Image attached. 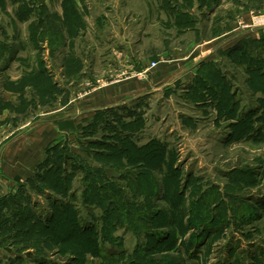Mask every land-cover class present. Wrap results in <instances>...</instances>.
I'll use <instances>...</instances> for the list:
<instances>
[{"label":"rangeland","instance_id":"374dc122","mask_svg":"<svg viewBox=\"0 0 264 264\" xmlns=\"http://www.w3.org/2000/svg\"><path fill=\"white\" fill-rule=\"evenodd\" d=\"M66 1L0 0V89L5 84V73H9L14 79L18 77L13 81L15 83L22 75L31 73L33 69L39 71V67L43 66L51 75L53 83L57 81L71 96L79 95L94 86L96 78L104 77L105 81H109L118 77L115 76L117 71L110 72L112 77H107L106 71L114 70L116 66L112 62L114 60L116 63V57L107 52L110 47L117 49V43L121 42L122 31L119 32V28L124 26L134 32L133 39L130 35L131 42L135 38L142 40L141 33H148L151 29L152 39H156L158 43L165 39L176 43L174 29L167 30L171 33L169 35L163 33L165 27L161 25L160 19H166V15L157 6L199 5L197 0ZM241 4L256 6L250 0H214L206 8L195 10L192 14L206 37L216 28L217 23H213L215 13L218 15L215 20L221 19L219 25L229 18L234 20L236 16L235 25H239L241 29L237 30V38L231 39L230 42L233 43L242 35L251 36L256 32L255 27L248 28L249 21L254 20L250 13H243ZM217 6L218 9L213 11ZM189 7L186 9L188 12ZM234 7L236 13H233ZM25 9L27 16L23 13ZM228 9H232V12L229 13ZM261 21L256 19L255 25L260 26ZM32 24L37 26L35 30L38 29L39 32L35 42L31 38ZM68 29L72 31L71 40L67 35ZM40 31L55 38L41 36ZM223 40L228 42V37L220 42ZM69 43L72 51L84 61V68L81 66L79 69L83 71L82 79H65L62 76L63 59L70 50ZM217 54L223 57L226 64L231 62L226 52ZM109 63L111 67H108ZM247 78L242 69L238 68L236 87L243 92L238 93L242 99L241 107L246 102L253 108L252 127L247 138L239 136L242 130L236 132V137L232 132L226 134V120L219 118L213 122L216 110H202L197 104L196 112L201 120L198 118V121L194 120L195 122L186 126V119L193 115V108L188 115H180L181 118L175 116L177 112H171V105L168 108L163 102L164 107H156L155 112H149L152 128L142 140L147 141L159 135L166 138L167 147L176 153L178 160L176 168H179V187L176 191L181 189L182 196L174 190L172 196H169L170 200L166 201L164 194H168L158 189L156 195L139 193L134 197L131 189L126 187L125 179L128 176L124 177L119 172L102 176L101 172L92 170L93 172H85V179L79 170L72 172L68 168L70 165L63 163L66 159L63 156L58 162L61 161L62 171L48 172L49 167L45 163L52 158L49 154L36 168H30L27 174L13 178L15 185L5 184L0 191V264H101L105 261L108 264H185L186 261L198 260L207 263L214 256L218 264L233 261L236 264L264 263L260 258L257 261L253 256L247 257L246 253L251 256L263 250L264 255V248L259 245L264 243V123H259L264 112L260 108L262 94L250 91L246 86ZM75 80L84 84L90 82L91 85L81 86L80 91L73 92ZM15 88L24 95L23 99L34 102L25 104L22 108V103L11 106L12 110L9 108L11 112L7 118L10 119L0 120V140L18 126L21 128L14 133L16 137L26 133L38 122L50 120L58 126L59 123L54 119H58V122L66 119V109L59 110L62 113L58 118L53 116L61 105L59 101L51 109L55 102H43L44 96L40 91L33 92L28 88L27 93L25 89L23 93L18 86ZM187 92L182 93V97L190 108L193 102L186 98ZM70 94L63 93L57 100L64 102L71 97ZM256 95L259 96L255 97ZM12 96L14 101L21 98L20 94H17L18 97ZM159 101L158 105L161 104ZM163 117H173L168 130L173 125L176 127V130L167 132L168 135L162 129ZM64 122L62 125L66 127L68 120L67 124ZM5 123L12 129L5 130ZM155 126L162 128L155 132ZM43 131L41 135L44 136L46 130ZM100 136L101 132L88 135L86 132L66 131L60 135L62 140L59 144L96 166L98 163L85 152L84 142ZM55 140L56 138L51 144ZM69 162L72 166L77 164L74 159ZM162 167L155 172L159 184L167 174ZM63 179L67 180L66 184H63ZM104 179H108L109 183H105ZM105 195L109 196V203L104 202ZM205 196L208 197L207 200ZM55 198L62 206L66 205L65 211L55 206ZM144 199H150V202H144ZM66 212L76 216L86 233L68 241L67 225L61 230L56 243L50 246L42 242L43 233L40 229L44 226L43 223L51 225L56 215L62 214L65 217ZM129 212L134 217L137 216L135 221L128 216ZM40 221L43 226H40ZM205 221L211 223L206 229L202 228ZM94 239L98 242L95 243ZM84 240L91 244L85 247ZM228 249L233 251L223 257ZM236 250L238 254L233 257Z\"/></svg>","mask_w":264,"mask_h":264},{"label":"crops","instance_id":"0c3cea01","mask_svg":"<svg viewBox=\"0 0 264 264\" xmlns=\"http://www.w3.org/2000/svg\"><path fill=\"white\" fill-rule=\"evenodd\" d=\"M229 4L230 6L232 5L231 2ZM241 6L245 7L246 5L241 4ZM157 7L163 10L166 15V19H160L161 25L163 24L165 27L164 30H162L163 33L169 35L170 32L167 30L174 29V35L177 37L176 43L174 41L171 42L168 39L158 43L156 39H152L151 29L148 33L144 31L141 33L143 37L142 40H137L135 38V40H132L131 42L130 35L133 39L134 32L122 26L118 29L119 32L122 31V37L120 38L121 42H118L120 45L117 43V49L115 47V49L110 47L109 51L107 52L110 56L116 57V63L114 60H112L116 66L114 67V70L108 69L106 71L107 77H112L110 73L111 71H117L115 76L118 77L116 79L105 81L104 77L96 78L93 82L95 84L94 86L88 90H84L81 94H75L74 96H71L70 92L65 91L66 89H64L57 81H55L54 85L57 88L56 91L59 92L56 93L53 101L55 104H53L51 109L55 108L57 101H59L61 105L55 110L53 116L58 118V116H60L62 113V111L59 110L62 109H66L68 112L66 119L63 115L65 120L60 119L61 122H58V119H54L57 120V123H59L58 126L56 123L50 120L43 121L42 123L38 122L26 133L20 134L16 137L14 133L17 132L21 126L10 130V125L7 123L4 124V126H6L5 130L9 129L10 132L8 133V136H5L3 140H0V191L5 184L10 186L15 185L16 183L14 182L15 180L13 178L27 174L30 171V168H36L41 162H43L44 158L47 156V154H49L47 153L48 150H52V148L58 145L60 146L59 141L62 140L60 139V135L64 134L66 131H80L83 133L82 128L87 127V125L95 119L96 113L98 111L119 110L123 121L128 122L133 121L135 116L139 115L143 121V127L140 130L134 131L132 133V139L135 141L137 146H142L148 143L152 138H156V136H154L149 138L147 141L142 140L143 136H145L148 131H151L152 128L151 123L153 122L149 121V112H155L156 107H164L162 102L166 104L168 108L171 105L173 108V110L171 109V112H177L175 116L180 118L182 117L180 116L182 114L188 115L187 113H191V108H193V115L189 116L193 117L192 120L195 121H198L201 117L198 116L196 112L197 105H201L203 108L215 109L216 104L214 103V98H210L207 103L197 104L196 106L193 104L190 105V108H188L185 105V100H183L182 97V93L188 91V87L192 85L191 83L194 82L197 76L202 72V68L204 67L203 63L210 61L222 69L228 81L232 83V86H237L236 74L238 68L242 69L243 74L247 76L242 65H239L238 67L237 64L231 62L226 64L223 61V57L217 53L225 52L226 49L232 47L238 41L244 38H258L260 33L264 35V2L260 7L257 8H253L251 6L248 9L243 8L244 14L250 13V17L254 21L256 19H259L260 21L262 20L261 25L263 24V26H259L257 24L255 25L254 21H249L250 24H247L248 28L255 27L256 32L251 34V36L242 35L233 43L230 41L232 38H237L236 33L240 28L239 25H235L237 22L236 16L234 17V20L229 18L228 20L221 22L223 25H219L221 19L218 21L215 20V17L218 16L216 15L217 13H215L213 23H217L216 28L213 29V32L211 35H209V37H206L204 34L205 32L202 31L197 20L195 21L194 26L187 27L181 31L178 30L174 24L172 15H170V7L166 5H158ZM204 8H206V6L200 8L197 5H193L192 7H189V12L195 13V10H202ZM216 8L218 9V6L213 8V11ZM235 8L236 7L233 9V13H236ZM166 12H169V14ZM228 12L231 13L232 9H228ZM257 14L260 15L257 16ZM256 26L258 27L256 28ZM217 30L220 31L215 34ZM240 32L242 33V31ZM226 37H228V42H225L224 40L220 42ZM70 44L71 43H69V45ZM151 63H155V65L149 66ZM80 65H82L84 68V61L76 52L72 51V47L70 45V50H68L63 59V78L66 79L68 77L70 79H82L81 77L83 71L79 70L81 67ZM108 67H111L110 63L108 64ZM4 76L5 84H3L0 89V120L2 118H6L5 121H7L10 119L7 118L8 114L11 112L10 109L12 110L10 107L17 106L18 104L22 103L21 99H23L24 95H22L21 98L17 99L16 101L12 100V95L18 97L17 94H19L18 92H14L15 89H12L11 87L13 81L18 79V77L14 79L9 76V73H5ZM22 78L23 75L19 81H21ZM79 82V80H75L73 83V92L80 91L81 86L91 85L90 82H86L85 84ZM28 88H30L29 85H27L25 88L26 93ZM63 93L66 95L70 94L71 97L66 98L64 102H61L59 99L57 100V97H60V95H63ZM259 95H256L255 97H258ZM154 100H160L159 103L161 104L158 105L157 101L156 103L152 102ZM163 118L164 121L162 120L161 123L164 128H157L155 126V132H158L162 128L168 135L167 132H172L174 129L176 130V127L173 125L172 128L168 130V128L171 127L170 120L173 117H167L166 119L165 117ZM64 121H66L67 128L62 125L65 123ZM50 122H52V124ZM190 122L193 121L187 120L185 126ZM182 123L184 124L183 121ZM45 127L48 129H44ZM43 130H46V134L44 136L41 135L44 133ZM54 138H56V140L51 144V141ZM66 138H68V136H66ZM157 138L168 143L163 135H159ZM84 143L86 145L88 141ZM68 150L71 152V149L68 148ZM106 170L109 173L115 172L114 169L107 168ZM1 196L2 195H0V197ZM259 245L264 248V243L263 245ZM231 251L233 250H226V254L224 253L223 257L230 255L229 252ZM262 251L263 250L260 252L258 251L251 256L250 253L248 254V252H246L247 257L248 255L250 258L253 256V258L257 261L258 258H260L262 262H264V255L262 254ZM237 254V250L234 251L233 257H235ZM198 261H186L185 264H218L215 260V256L207 261V263H204L202 260L199 262ZM229 264L236 263L233 261ZM239 264L244 263L241 262Z\"/></svg>","mask_w":264,"mask_h":264},{"label":"trees","instance_id":"16d2710c","mask_svg":"<svg viewBox=\"0 0 264 264\" xmlns=\"http://www.w3.org/2000/svg\"><path fill=\"white\" fill-rule=\"evenodd\" d=\"M197 1L199 2V5L197 6L201 8L203 6H209V4H211V2L214 0ZM250 1L256 3V6L253 5V7L256 8L260 7L264 2V0ZM169 6L171 11L170 15H172L174 24L178 30L182 31L187 27H192L189 25L194 26V16L192 13L186 10L189 6L192 7L193 3L185 7H177L172 5ZM243 8L248 9L249 6L246 5ZM23 13L27 16L26 9L23 11ZM36 28L37 26L35 24L31 25V38H33L34 42L37 41V33L39 34L38 29L35 30ZM219 31L220 30H217L215 34H217ZM58 33L60 34L61 32L58 31ZM71 34L72 31L68 29L67 35L70 40L73 38L70 36ZM40 35L44 37L52 36L50 34L47 35L44 32H41ZM58 37L60 38L63 36ZM56 43L57 42L55 41L54 44ZM225 52L227 53L226 56L231 60L232 63L243 66V69L248 76L246 82L250 91L252 93L260 92L262 94V104L260 105V108L262 110L261 112H264V35L260 33L258 38H244L238 41L232 47L226 49ZM203 64L204 67L202 68V72L189 87L186 98L190 99L194 104L199 102H202L203 104L210 100V98H214L213 100L216 104L215 110L216 116L218 117L217 119L221 118L226 120L228 123L227 125L230 126L228 134L232 132L233 136L236 137V132H240V130H242L239 136H245L247 138V134H249V131L252 127L253 108L239 114L238 111H240L241 104L237 101L235 106H232L235 98L232 94V83L228 81L222 69L210 61ZM39 68V71L33 69L31 73L24 74L22 80L15 83L13 82L11 87L12 89H15L14 92L19 93V91H17L15 88L18 86L21 92L24 93V89L27 85H29L33 92L40 91L42 93L44 96L42 99L43 102L46 100L54 101L56 93L59 91H56L57 88L52 82L51 76L48 73L46 67L41 66ZM19 94L21 96L23 95L21 93ZM21 100V108L25 104L29 105L34 102V100H31L30 102L26 99ZM235 119H237V123H233V120ZM186 120L191 119L188 118ZM191 121L195 122L194 120ZM259 121V123H264V117L260 118ZM142 127L143 121L139 115L135 116L133 121L128 122L123 121L119 110L98 111L96 113L95 119L89 123L87 127L82 128V131L86 132L88 135H94L98 132H101L100 137L89 140L84 147V150H86L85 152L91 159L95 160L98 165L94 166L93 164H89L88 161H84L81 156L71 153L66 148V146L62 147L58 145L49 151L50 157L56 159L50 161L52 160L51 158L45 163V165L49 167L48 172L62 171L61 161L60 163L58 162L63 156V159L64 157L66 158L64 159L63 163L65 162L67 165H70L68 168L72 172H77L79 170L82 174H84L83 178L86 176L85 172H93L92 170L101 172L102 176H108L109 172H107V168L114 169L116 173L119 172L123 174L124 177L128 176V178L125 179L126 187L131 189V193L134 195V197L139 193L156 195L158 189L163 193L166 191L168 194V196L164 194L166 201L170 200L169 196H172V192L174 190L177 194L179 193V195L182 196L183 191H181V189L179 192L176 191V188L179 187V168H176V164L178 163L176 153L169 150L165 141L159 140L157 138H152L148 143L142 146H137L135 141L132 139V133L134 131L140 130ZM230 136L232 137V135ZM70 159L76 160L77 164L72 166L69 162ZM161 167L162 169H165L167 174L166 178H163L161 184H159V180L155 172ZM141 176L142 178H140ZM62 182L63 184H66L67 180L63 179ZM104 182L107 184L109 183L108 179H104ZM108 197L109 196L106 195L104 196L105 203L110 202V198ZM204 198L207 200L208 197L205 196ZM129 202L132 201L130 200ZM144 202H150V199H144ZM55 206L65 211L64 208L66 205L62 206L60 202L57 201V199L55 200ZM10 210L12 211V209ZM61 215L62 214L56 215L51 225L40 221V226H43L41 223L44 224V226L40 229L43 233V239H41L42 242L50 244V246L52 243H56L55 240L60 238L61 230H63V228L67 225L69 226V228L66 227L68 228V238L66 239L68 241L76 239L81 234L86 233V230H84L79 222H77L76 216L70 214V212H66L65 217ZM128 216H130L133 221H135V218H137V216L134 217V214H131L130 212L128 213ZM15 217L17 216L15 215ZM210 224L211 223H209V221H205L202 224V228L206 229ZM92 230L93 229H87V231ZM49 236H52L53 238H50ZM83 236H86V234ZM94 240L95 243L98 242L96 239ZM83 243L85 244V247H88L86 245L91 244V242H87V240H84ZM100 250L103 251L101 248ZM103 261L104 260H102V262ZM41 263H44V261H41ZM101 264H108V262L105 261Z\"/></svg>","mask_w":264,"mask_h":264},{"label":"flooded vegetation","instance_id":"af4514ba","mask_svg":"<svg viewBox=\"0 0 264 264\" xmlns=\"http://www.w3.org/2000/svg\"><path fill=\"white\" fill-rule=\"evenodd\" d=\"M224 75H225V73H224ZM226 76V75H225ZM232 94H233V96L235 97L234 98V101H233V103H232V106H235V104H236V102L238 101L240 104H241V101H242V99H241V95H238V93H243L242 91H239L238 89H237V87L236 86H232ZM209 101V100H208ZM207 101V102H208ZM206 102V103H207ZM197 104H202V102H199V103H197ZM244 105L242 106V107H240V111H238V113L239 114H241V113H243V112H246L248 109H251L252 108V105L251 104H247L246 102L245 103H243ZM185 105L187 106V105H189V103H185ZM190 105H193V103H191ZM196 106V105H195ZM201 106V105H200ZM243 107H245V108H243ZM201 109L202 110H205V108H202V106H201ZM246 109V110H245ZM240 116V115H239ZM191 120H192V118L191 117H189ZM218 117L215 115V117L213 118V122H216L218 119H217ZM233 123H237V119H235V120H233ZM228 123H226V127H224V131L225 130H227V133L226 134H228V131H229V127L230 126H228L227 125ZM225 134V135H226Z\"/></svg>","mask_w":264,"mask_h":264},{"label":"built area","instance_id":"2783aa9c","mask_svg":"<svg viewBox=\"0 0 264 264\" xmlns=\"http://www.w3.org/2000/svg\"><path fill=\"white\" fill-rule=\"evenodd\" d=\"M155 65V63H151L149 66H154Z\"/></svg>","mask_w":264,"mask_h":264}]
</instances>
